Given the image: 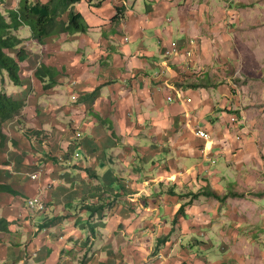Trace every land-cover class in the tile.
Wrapping results in <instances>:
<instances>
[{
    "label": "crops",
    "instance_id": "obj_1",
    "mask_svg": "<svg viewBox=\"0 0 264 264\" xmlns=\"http://www.w3.org/2000/svg\"><path fill=\"white\" fill-rule=\"evenodd\" d=\"M20 2L0 0V12ZM207 4L80 0L85 32L43 43L29 27L15 33L28 57L20 85L0 92L25 106L0 129V264H218L200 235L215 239L213 216H189L202 206L187 194L201 178L217 190L209 173L224 176L213 164L235 148L215 109L227 92L207 72L228 45V15ZM40 192L43 214L28 208Z\"/></svg>",
    "mask_w": 264,
    "mask_h": 264
},
{
    "label": "rangeland",
    "instance_id": "obj_2",
    "mask_svg": "<svg viewBox=\"0 0 264 264\" xmlns=\"http://www.w3.org/2000/svg\"><path fill=\"white\" fill-rule=\"evenodd\" d=\"M196 2L203 9L209 2L228 15L223 21L226 20L223 28L229 36L228 45L222 44L220 59H216L207 72L218 75L214 81L227 92L224 107L217 104L215 109L219 115L225 113L222 134L233 141L235 148L227 160L213 164L215 170L222 169L225 175L218 178L220 174L209 173V177H216L214 185L222 195L232 190L246 196L230 197L225 202L201 197L202 208L189 212V216L194 217L206 207L209 211L205 214L213 216L209 232L215 233V239H206V229L199 234L204 243L212 244V254L218 264H264V196H259L264 194V0ZM5 16H8L7 11ZM202 83L206 80L200 81ZM14 85L7 72L0 74L2 90L10 93ZM233 115L241 118V127L231 125ZM205 182L210 183L208 178H201L198 184L202 188ZM201 188L187 194L191 196Z\"/></svg>",
    "mask_w": 264,
    "mask_h": 264
},
{
    "label": "trees",
    "instance_id": "obj_3",
    "mask_svg": "<svg viewBox=\"0 0 264 264\" xmlns=\"http://www.w3.org/2000/svg\"><path fill=\"white\" fill-rule=\"evenodd\" d=\"M80 0H48L42 3L41 0H21L15 10L7 11V17L0 12V74L7 72L11 81L19 86L21 83V63L27 60V52L23 48L25 43L14 32L22 27H29L32 37L39 43L47 38L62 33L78 34L87 30V24L81 14L72 10V6ZM67 16V20L65 17ZM8 18V19H7ZM44 67H39L36 75H40ZM201 86V84H200ZM25 103L15 96L10 97L5 92H0V129L5 124L16 120L23 111ZM231 123V122H230ZM231 125H233L231 123ZM0 132V140H3ZM8 191V189L1 188ZM190 196V195H189ZM246 195L240 192L229 191L226 195L212 188L210 183L205 182L198 193H192L189 203L192 204L200 197L212 198L218 202H225L228 198H241ZM259 196H264L263 193ZM188 204V203H187ZM186 204H183L180 212H184ZM5 224L0 220V233L5 232Z\"/></svg>",
    "mask_w": 264,
    "mask_h": 264
},
{
    "label": "built area",
    "instance_id": "obj_4",
    "mask_svg": "<svg viewBox=\"0 0 264 264\" xmlns=\"http://www.w3.org/2000/svg\"><path fill=\"white\" fill-rule=\"evenodd\" d=\"M177 52H178V44L176 42L172 43L171 47L166 49V55L167 56H174V55L177 54ZM77 84H78V82L76 80H71L69 82V84H68V87L72 91L71 92L72 93L71 94V99L73 101H78V96L76 95ZM230 122L234 126H237V127H239V126L241 127V125L243 124L241 118L238 115L231 116ZM195 135H196V137H198V138H200V139H202V140H204L206 142H209L211 140V134L206 129H204V128L200 127V126L195 129ZM76 137L80 138L81 134L77 133ZM237 138H238V140L241 139V137H237ZM203 154L204 155L207 154L206 147L203 150ZM213 163H216V161H213ZM31 179L33 181H36L37 180V176L33 175L31 177ZM28 208H29L30 211L35 212L37 214H43V213L46 212L47 205H46V203L43 200L42 192H40L35 198H33V199L28 201Z\"/></svg>",
    "mask_w": 264,
    "mask_h": 264
}]
</instances>
